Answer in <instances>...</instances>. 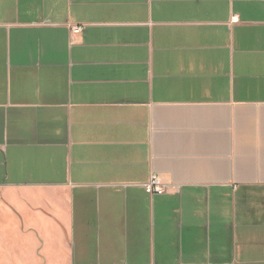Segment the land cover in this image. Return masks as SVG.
I'll return each instance as SVG.
<instances>
[{
	"label": "crops",
	"instance_id": "obj_1",
	"mask_svg": "<svg viewBox=\"0 0 264 264\" xmlns=\"http://www.w3.org/2000/svg\"><path fill=\"white\" fill-rule=\"evenodd\" d=\"M0 264H264V0H0Z\"/></svg>",
	"mask_w": 264,
	"mask_h": 264
},
{
	"label": "built area",
	"instance_id": "obj_2",
	"mask_svg": "<svg viewBox=\"0 0 264 264\" xmlns=\"http://www.w3.org/2000/svg\"><path fill=\"white\" fill-rule=\"evenodd\" d=\"M237 17L233 16L235 20ZM71 32L73 34H78L83 29L82 25H72L70 26ZM144 189L149 194H162L165 191L164 184L161 182L159 177L155 174H151L144 184Z\"/></svg>",
	"mask_w": 264,
	"mask_h": 264
}]
</instances>
